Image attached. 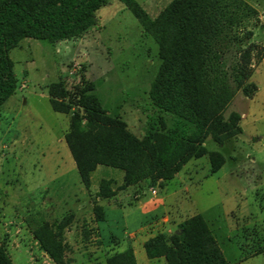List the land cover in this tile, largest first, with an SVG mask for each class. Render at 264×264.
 Returning <instances> with one entry per match:
<instances>
[{"label": "rangeland", "instance_id": "1", "mask_svg": "<svg viewBox=\"0 0 264 264\" xmlns=\"http://www.w3.org/2000/svg\"><path fill=\"white\" fill-rule=\"evenodd\" d=\"M139 1L156 14L170 0ZM96 14L98 24L80 36L54 43L24 37L9 50L18 85L0 106V243L15 264H56L33 235L40 219L70 218L63 231L65 264H106L107 253L145 236L142 223L162 211L135 205L136 192L148 199L156 185L121 187L120 168L99 164L85 186L64 137L70 112L50 105V82L63 80L71 91L92 81L104 105L142 135L152 111L147 92L160 62L157 44L120 0H106ZM233 17L232 33L255 54L264 50V0H242ZM251 79L256 93L238 91L226 108L241 114L242 132L223 145L205 141L224 154L223 165L212 172L207 155L191 158L184 174L189 190L179 185L186 211L204 214L231 264H264V56L253 58ZM102 177L113 179L111 197L96 195ZM173 203L174 195H167L166 208ZM95 205L102 206L103 220L96 219ZM136 251L139 264H165L164 257L148 258L142 244Z\"/></svg>", "mask_w": 264, "mask_h": 264}, {"label": "trees", "instance_id": "2", "mask_svg": "<svg viewBox=\"0 0 264 264\" xmlns=\"http://www.w3.org/2000/svg\"><path fill=\"white\" fill-rule=\"evenodd\" d=\"M137 18L142 31L157 44L159 65L147 97L152 111L137 135L115 111L104 105L92 81L70 91L63 80L48 85L51 107L70 112L65 141L81 181L91 184L99 164L123 170L121 187L144 182L162 187L191 158L207 155L217 171L225 156L205 145L207 138L223 145L242 132L241 114L226 108L240 91L252 97V60H261L245 38L230 25L242 0H170L152 16L139 0H120ZM106 0H0V106L18 85L10 48L24 37L54 43L80 36L98 24V8ZM243 42L241 45L240 43ZM233 44H238L233 47ZM113 179L102 177L96 195L111 197ZM97 220L105 218L94 206ZM70 218L40 219L32 232L40 247L65 264L63 231ZM148 258L164 257L165 264H231L206 217L196 212L171 231H159L143 242ZM264 250V247L262 248ZM106 264H137L131 243L107 253ZM0 264H15L0 243Z\"/></svg>", "mask_w": 264, "mask_h": 264}, {"label": "crops", "instance_id": "3", "mask_svg": "<svg viewBox=\"0 0 264 264\" xmlns=\"http://www.w3.org/2000/svg\"><path fill=\"white\" fill-rule=\"evenodd\" d=\"M96 13H97V11H96ZM149 13L152 16H155L157 14V13L156 14H152L151 12H149ZM185 165H186V163L182 166V168L179 171H177L175 173V175L172 178H170L163 185V186H166L165 189H166V192L167 193L165 195L157 198V196H156L157 195V192H156V193H153L155 196H151L150 198L146 199L139 192L138 193L136 192L134 194L136 197H139L140 196L138 198V201H136L135 205H137V207H139L140 210L143 211V212L153 211L154 209L162 206L161 214L155 213L154 216L151 215L152 216V219H149V221H147L146 223H142V225L140 226V229L146 230L147 233H146L145 236L136 239L138 242L135 241V243H136V245L138 244V247L141 244L143 246L144 240H146L149 236H151V235H153V234H155V233H157L159 231H163V230L171 231V230H173V229H175L177 227V224L181 220H183L185 217L193 214V213H188L186 211L184 201L181 200L180 197H179V189H180V186L179 185L180 184L182 186L181 189H184L185 191H188L189 190V187L186 186L185 180H184V174L189 171L188 168H186ZM209 168H210V166H209ZM182 170H183L184 173L180 174V171H182ZM172 179H174L175 185L172 186V187H168L167 184ZM150 188H151V186H150ZM155 188L158 191V189L160 187L159 186H156ZM167 195H174V203L171 206V208H169V207L166 208V197H167ZM194 213H196V212H194ZM153 230H155V231H153ZM135 243L132 246H133L134 253H135V256H136L137 264H139L137 251H138L139 255L141 256V258L143 260H145V256L140 251V248H138V250L136 251V245H135ZM143 249H144V246H143ZM145 255H146V252H145Z\"/></svg>", "mask_w": 264, "mask_h": 264}, {"label": "built area", "instance_id": "4", "mask_svg": "<svg viewBox=\"0 0 264 264\" xmlns=\"http://www.w3.org/2000/svg\"><path fill=\"white\" fill-rule=\"evenodd\" d=\"M151 191H152V193H156L157 189L155 187H152Z\"/></svg>", "mask_w": 264, "mask_h": 264}]
</instances>
